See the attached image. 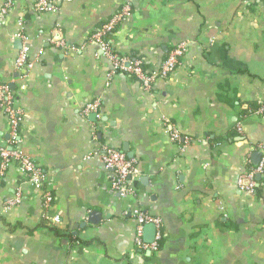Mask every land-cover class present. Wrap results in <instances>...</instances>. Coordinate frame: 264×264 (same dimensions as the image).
Here are the masks:
<instances>
[{"label":"crops","instance_id":"obj_1","mask_svg":"<svg viewBox=\"0 0 264 264\" xmlns=\"http://www.w3.org/2000/svg\"><path fill=\"white\" fill-rule=\"evenodd\" d=\"M124 2L38 11L13 0L0 16V82L24 110L11 145L0 108V147L31 157L53 199L46 210L26 173L0 159V264H264V0H134L106 39L116 53L153 72L186 44L150 90L93 38ZM25 48L28 71L16 65ZM103 144L136 162L132 196L111 192ZM136 211L160 220L144 228L148 244L160 235L156 251L136 248Z\"/></svg>","mask_w":264,"mask_h":264},{"label":"built area","instance_id":"obj_2","mask_svg":"<svg viewBox=\"0 0 264 264\" xmlns=\"http://www.w3.org/2000/svg\"><path fill=\"white\" fill-rule=\"evenodd\" d=\"M64 0H34V7L38 11H52L58 3ZM134 0H125L121 12H119L115 17H113L108 23H106L97 33L93 35V38L100 43L101 50L103 54L112 61L114 70L118 72H125L139 80L146 90H150L153 84L159 78H167L173 74L186 52V44H180L178 47L174 48L172 52L168 55L167 59L163 63L161 69L153 72H148L140 59H129L127 57L121 56L114 50L112 43L107 39L108 35L112 33L118 23L128 15L131 11V3ZM13 6V0H7L5 8L0 11V16L5 14L8 9ZM29 50L25 48L18 55L17 68L23 71H28L31 65L28 63ZM25 78V75L21 77ZM97 107L96 104H90L83 111L84 115H87L90 111ZM0 108L3 113L8 118V124L10 128V135L12 141L11 145H15V138L17 137V131L20 126L22 119L24 118V110L22 109L20 103L18 102L16 95L11 90L10 84L8 82H0ZM264 111V107L262 108ZM171 139L173 142L179 144L183 149L186 148L191 139L182 137L177 131H173L171 134ZM94 139H97L96 134H94ZM103 151V162L105 167L114 172V176L111 180V192L116 194L121 199L132 196L134 189L132 188V179L138 175V167L135 161L129 160L126 155L108 144H103L101 146ZM0 159L1 167L5 169L8 165L15 163L19 166V169L26 173L29 177L31 184L41 192L44 207L49 210L52 206V192L50 186L46 182V176L42 168L29 156L23 153V151L18 149H7L6 147H0ZM264 168V160L260 165L257 172L262 171ZM252 177V175H249ZM250 191L253 190V184L248 188ZM46 216H48L46 214ZM135 217L138 221V226L136 230V248L139 250H152L156 251L158 249V240L160 235H157L156 241L148 244L144 241V228L147 224H155L158 228L161 226V222L158 219H154L150 215L143 213L141 211L135 212ZM48 219H51L47 217ZM53 223L59 222V217L54 216L52 218Z\"/></svg>","mask_w":264,"mask_h":264},{"label":"water","instance_id":"obj_3","mask_svg":"<svg viewBox=\"0 0 264 264\" xmlns=\"http://www.w3.org/2000/svg\"><path fill=\"white\" fill-rule=\"evenodd\" d=\"M146 228H147V234L146 235L150 236V241H152L153 237H154V233H155V227L153 225H151V226H147ZM152 229H153V232L151 233L150 230H152ZM148 232H150V233H148Z\"/></svg>","mask_w":264,"mask_h":264},{"label":"trees","instance_id":"obj_4","mask_svg":"<svg viewBox=\"0 0 264 264\" xmlns=\"http://www.w3.org/2000/svg\"><path fill=\"white\" fill-rule=\"evenodd\" d=\"M53 230H56V228L52 227Z\"/></svg>","mask_w":264,"mask_h":264}]
</instances>
